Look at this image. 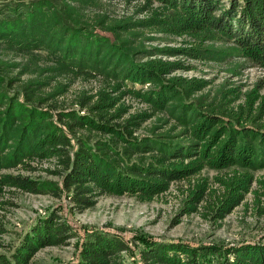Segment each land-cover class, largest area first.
<instances>
[{
    "label": "trees",
    "instance_id": "trees-1",
    "mask_svg": "<svg viewBox=\"0 0 264 264\" xmlns=\"http://www.w3.org/2000/svg\"><path fill=\"white\" fill-rule=\"evenodd\" d=\"M125 1L136 3L131 16L101 12L98 0L0 6V209L9 190L66 195L82 212L101 195L152 201L187 182L183 212L222 221L253 194L264 215V173L257 175L264 170V94L230 87L213 106L204 105L194 96L209 81L178 75L192 64L165 57L199 58L205 43L219 37L264 66V0ZM157 34L185 37L186 45L148 46ZM163 118V130L148 126ZM206 168L224 175L212 183L202 175ZM73 237L52 211L0 252V264H36L41 248L68 245ZM130 249L120 236L95 232L82 239L70 264H128ZM141 258L142 264H264V242L223 248L151 241Z\"/></svg>",
    "mask_w": 264,
    "mask_h": 264
},
{
    "label": "rangeland",
    "instance_id": "rangeland-1",
    "mask_svg": "<svg viewBox=\"0 0 264 264\" xmlns=\"http://www.w3.org/2000/svg\"><path fill=\"white\" fill-rule=\"evenodd\" d=\"M98 1L101 8L92 6L89 9L91 15L95 14L96 9L115 17L131 16L136 11V3H127L125 0ZM15 2L17 0H0V6ZM157 36V40L148 39L146 44L163 48L186 45L185 37ZM204 48L199 58L165 56L181 59L186 65L192 64L193 69L178 71V75L196 76L209 81L208 87L196 93L195 100L201 99L202 104L213 106L211 102L221 99L222 92L230 87L240 89L242 94L259 87L264 94V66L245 57L238 45L217 37L207 41ZM81 85L78 82L73 89ZM134 104L139 106L136 102ZM156 120L150 121L148 126L155 123L163 130L165 118ZM45 166L50 165L46 163ZM262 173L264 170L257 172V175ZM202 175L214 183L216 176L224 174L206 168ZM41 176L53 179L46 172H42ZM183 184L188 183H175L167 193L152 201H141L129 195H101L94 206L82 212L74 209L66 195L56 198L49 194L9 190L5 194L8 203L0 209V224L5 230L0 234V252H8L9 248L17 246L23 236L52 211H57L70 224L75 237L68 245L41 248L33 258L36 264L74 262L82 239L95 232L120 236L127 241L131 248L129 253H125L128 264H142L141 252L151 241H180L192 246L215 244L223 248L264 242V215L255 210L253 194L247 196L248 205L243 203L222 221H215L198 212H183L186 197L182 189L187 187L185 185L182 188Z\"/></svg>",
    "mask_w": 264,
    "mask_h": 264
}]
</instances>
